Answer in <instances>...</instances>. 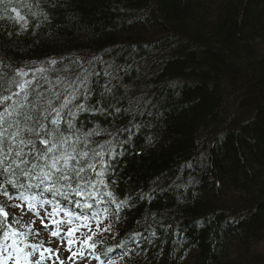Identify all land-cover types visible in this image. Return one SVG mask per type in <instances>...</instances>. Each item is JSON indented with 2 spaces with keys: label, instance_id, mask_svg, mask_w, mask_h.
<instances>
[{
  "label": "trees",
  "instance_id": "1",
  "mask_svg": "<svg viewBox=\"0 0 264 264\" xmlns=\"http://www.w3.org/2000/svg\"><path fill=\"white\" fill-rule=\"evenodd\" d=\"M61 5L35 33L17 36L0 19V56L17 66L54 58L74 72L82 61L115 76L124 107L145 113L118 191L154 198L99 234L97 254L148 228V252L118 264H264V0Z\"/></svg>",
  "mask_w": 264,
  "mask_h": 264
},
{
  "label": "snow or ice",
  "instance_id": "2",
  "mask_svg": "<svg viewBox=\"0 0 264 264\" xmlns=\"http://www.w3.org/2000/svg\"><path fill=\"white\" fill-rule=\"evenodd\" d=\"M59 6L61 0H0V19L18 26L17 36L30 27L35 33L41 23L50 22L48 9ZM29 17L37 21L34 26ZM61 65L62 60L48 58L17 66L0 56V264H64L59 247L36 242L42 230L62 246L66 243L72 264L85 258L118 264L147 253L157 235L145 228L122 239L118 259L109 255L115 252L111 247L103 251L104 259L97 254L102 243L97 234L111 232L113 221L126 215L125 209L135 208L138 200L150 203L154 198L137 193L121 199L118 191V169L132 151L133 137L146 126L137 122L145 113L133 112L130 103L124 107L111 73L89 72L82 61V70L75 72ZM126 118V124L117 126ZM146 139L151 143L150 136ZM8 207L19 208L21 215L10 214ZM25 209L33 215L30 222H23ZM37 219L42 228L35 227ZM105 220L108 224L102 228Z\"/></svg>",
  "mask_w": 264,
  "mask_h": 264
},
{
  "label": "rangeland",
  "instance_id": "3",
  "mask_svg": "<svg viewBox=\"0 0 264 264\" xmlns=\"http://www.w3.org/2000/svg\"><path fill=\"white\" fill-rule=\"evenodd\" d=\"M44 234H49V233L47 232ZM56 245H57V247H59V253L58 254H61L63 259H67V257H68L67 252L68 251H65L66 243H65V245L62 246L60 244V241L58 243L57 242H51V247H55ZM77 263H79V262H75V264H77ZM80 264H83V263H80Z\"/></svg>",
  "mask_w": 264,
  "mask_h": 264
},
{
  "label": "bare ground",
  "instance_id": "4",
  "mask_svg": "<svg viewBox=\"0 0 264 264\" xmlns=\"http://www.w3.org/2000/svg\"><path fill=\"white\" fill-rule=\"evenodd\" d=\"M228 214V216H229V218L230 219H240V214L239 213H237V212H229V213H227ZM225 217H226V213H225ZM144 232V231H143ZM150 232V231H149ZM122 239H127V236H125V237H123ZM121 239V240H122ZM121 240H119L118 242H115V245L117 246L118 245V243L121 241ZM155 240V238L153 239V241ZM188 244V243H187ZM117 250H118V253L120 252V249L117 247Z\"/></svg>",
  "mask_w": 264,
  "mask_h": 264
}]
</instances>
